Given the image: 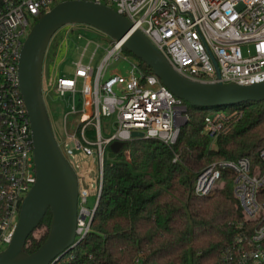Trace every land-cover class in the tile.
Wrapping results in <instances>:
<instances>
[{"label":"built area","instance_id":"built-area-1","mask_svg":"<svg viewBox=\"0 0 264 264\" xmlns=\"http://www.w3.org/2000/svg\"><path fill=\"white\" fill-rule=\"evenodd\" d=\"M63 1L67 0H0L2 248L11 242L22 203L37 179L32 125L19 79L21 50L34 24ZM87 1L110 6L127 17L188 79L240 84L264 80V0ZM73 32L78 40L86 34L78 27H74ZM95 44L89 62H83L86 47L80 60L75 62L74 76H59L54 88L60 98H68L70 105L63 119L66 136L75 139L78 148L88 155H96L99 161L97 197L93 207L88 205L87 189L83 192L79 189L73 248L91 229L108 146L116 141L124 145L135 139L134 132H143L145 139L173 145L189 119L186 101L172 93L155 73H145L137 60L129 61L130 74L106 77L111 60L120 57L127 60V55L122 56L123 41L114 39L108 47ZM100 49L105 54L94 67L92 63ZM71 114L79 115L80 119L73 134L69 133L66 124L67 116ZM241 116L240 109L210 112L205 118L204 132L215 141L220 135L229 133ZM103 117L113 118L115 130L108 136H103ZM88 125L95 127V138L87 135ZM60 147L64 152L61 144ZM124 152L129 159V149ZM225 172L240 204L243 222L233 246L224 252L220 264H264V147L259 150L257 161L244 156L211 163L196 178V195H212L217 183L224 182Z\"/></svg>","mask_w":264,"mask_h":264},{"label":"trees","instance_id":"trees-1","mask_svg":"<svg viewBox=\"0 0 264 264\" xmlns=\"http://www.w3.org/2000/svg\"><path fill=\"white\" fill-rule=\"evenodd\" d=\"M123 51L133 55L124 45ZM134 57L145 73H154ZM186 103L189 119L175 144L135 138L118 152L108 146L91 229L54 264H220L243 222L240 204L226 172L225 186L212 195H196L195 181L214 161L258 160L264 147V101L216 108L240 109L242 116L215 141L204 132L211 109ZM86 132L95 138L93 125ZM52 217L49 209L28 237V253L46 241ZM40 228L44 231L35 235Z\"/></svg>","mask_w":264,"mask_h":264},{"label":"water","instance_id":"water-1","mask_svg":"<svg viewBox=\"0 0 264 264\" xmlns=\"http://www.w3.org/2000/svg\"><path fill=\"white\" fill-rule=\"evenodd\" d=\"M71 24H87L123 41L124 47L147 63L172 93L193 106L213 109L264 101V80L240 84L184 77L141 29L110 6L87 0L56 4L34 24L21 50L19 79L32 125L37 179L22 203L11 242L0 251V264H54L75 244L79 176L56 139L43 94V63L48 44L59 29ZM143 136V132L133 133L134 138ZM121 147V141L111 144L114 152ZM96 208L97 205L94 214ZM49 209L53 217L48 237L38 250L28 253V237Z\"/></svg>","mask_w":264,"mask_h":264},{"label":"rangeland","instance_id":"rangeland-1","mask_svg":"<svg viewBox=\"0 0 264 264\" xmlns=\"http://www.w3.org/2000/svg\"><path fill=\"white\" fill-rule=\"evenodd\" d=\"M74 27L83 29L86 33L83 38L79 40L77 39L73 32ZM90 39L93 40V43L91 44L88 43V40ZM113 40L114 39L106 33L87 24H76V26L65 25L51 38L43 63L44 98L54 133L58 143L62 145L66 156L69 158L79 176L80 191L83 192L87 189L86 194L88 196V205L90 207L94 206L97 194L99 161L96 155H88L83 149L78 148L75 139H70L66 136L63 127V119L64 115L70 110V105L67 104L68 98H60L54 88L59 76H74L76 68L75 62L80 60L81 53L86 47V55L83 58L84 63L89 62V56L96 49V42L100 43L103 47H108ZM104 54L105 51H103V49L98 51V54L92 63L94 67L99 65ZM125 55H127V60L122 57L111 60L107 68L106 77L117 73H122L124 75L130 74L132 67L129 61H134L136 58L133 55H128L123 52L122 56ZM77 103H81L79 97ZM216 110V108H213L210 112H215ZM229 110L230 109L227 111ZM79 121V115L71 114L67 116L66 124L69 133L73 134L76 131L75 128ZM112 122V117L102 118L103 136H108L115 130L112 126ZM223 186H225V182H219L217 183L216 188H221ZM43 231L44 228H40L35 232V235H40ZM2 247H0V251ZM6 247L7 245L4 248Z\"/></svg>","mask_w":264,"mask_h":264}]
</instances>
